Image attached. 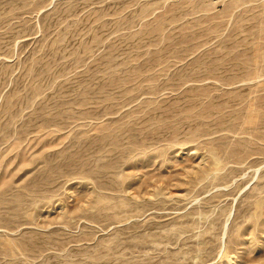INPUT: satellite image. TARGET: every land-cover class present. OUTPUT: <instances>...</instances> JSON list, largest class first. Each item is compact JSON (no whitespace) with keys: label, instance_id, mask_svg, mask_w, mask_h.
<instances>
[{"label":"rangeland","instance_id":"1","mask_svg":"<svg viewBox=\"0 0 264 264\" xmlns=\"http://www.w3.org/2000/svg\"><path fill=\"white\" fill-rule=\"evenodd\" d=\"M0 264H264V0H0Z\"/></svg>","mask_w":264,"mask_h":264}]
</instances>
